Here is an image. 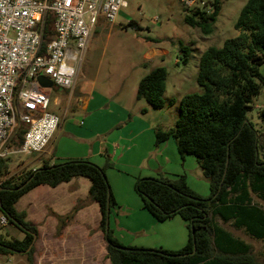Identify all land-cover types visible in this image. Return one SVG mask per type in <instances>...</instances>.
<instances>
[{"label": "rangeland", "instance_id": "rangeland-1", "mask_svg": "<svg viewBox=\"0 0 264 264\" xmlns=\"http://www.w3.org/2000/svg\"><path fill=\"white\" fill-rule=\"evenodd\" d=\"M127 1L128 7L120 13L114 23L104 18L99 19L90 50H87L84 56L85 62L82 67L96 78L94 85L96 92L108 94L107 104L102 107L103 109L92 105L88 112L75 110L77 92L74 91L71 99L70 91L58 89L57 95L50 94V111L59 118L61 125V130L59 128L60 132L52 144L54 147L52 159L55 164L57 159L62 163L68 160H88L104 167L105 159L109 158L107 152L103 151L107 144H110L108 146L116 144L120 147L121 153L126 146L128 147L133 130L135 134L139 133L141 128L144 130L150 127L153 133L158 129L169 131L175 128L182 99L187 95L202 92L197 83L202 54L208 48H220L226 40L238 36L234 25L248 0L223 2L222 11L210 35H204L199 28L187 24L185 18L192 17L195 11L186 10L175 0ZM131 23L132 26H129ZM183 47L186 50H183ZM151 49L156 51L164 49L167 53L161 57L149 53ZM155 68H164L167 71L164 94L166 105L159 110L153 109L145 101L137 102L134 95L135 93L137 95L142 78ZM260 71L264 74V66ZM116 89L119 93L114 92ZM55 97L60 98L58 104L53 103ZM263 111L264 88L253 98L247 113L248 120L264 134V122L258 118ZM149 139L145 133L137 142L140 147L148 148ZM163 145H166V159L170 161L180 159L183 162L173 138ZM157 147L154 135V152ZM99 150L100 155H94ZM141 153L143 149L140 150L139 154ZM137 155L132 157L134 163L132 166L138 168L142 164V169L147 170L148 161L143 162L141 156L137 159ZM34 157L35 154L29 156L13 154L2 159L8 170L3 180L18 178L33 170L31 162ZM185 159L196 161L193 156H186ZM185 164L184 174L190 177L189 180L193 182L195 190L200 180L208 183L209 187V182L200 167L195 170L190 162ZM34 166L40 168L42 163L35 162ZM119 168H123L122 163L120 166L108 164L106 169L110 188L116 202L118 200L117 206L112 208L109 215V226L114 236L124 245L143 246L138 245L140 241L156 235L153 225L165 222L156 221L145 210L149 215L147 218H138L136 223L128 220L129 214L134 212L128 210L127 206L136 207L138 203L142 205V200L135 190L137 178L133 180L127 177L138 176V171L125 168L127 175L122 176ZM197 175L199 177L201 175L202 178ZM71 182L61 184L54 190L47 186L39 187L18 201L17 209L26 212L29 223L39 230L41 236L35 242L31 259L25 255H0V264H111L107 258V244L100 226L99 206L89 198L91 183L85 178H75ZM68 188L69 193L66 192ZM195 193L206 198L209 197L210 190L207 195ZM1 219L5 218L0 213V221ZM221 225L252 245L254 256L264 264V242L248 238L243 232L235 231L231 225L223 223ZM13 229L16 228L7 222L5 225L0 222V238L5 240L14 237L20 240L25 238L24 233ZM172 234L170 230L166 243Z\"/></svg>", "mask_w": 264, "mask_h": 264}, {"label": "trees", "instance_id": "trees-1", "mask_svg": "<svg viewBox=\"0 0 264 264\" xmlns=\"http://www.w3.org/2000/svg\"><path fill=\"white\" fill-rule=\"evenodd\" d=\"M225 1L214 0V12L210 14L194 10L192 17L185 18L186 23L210 35ZM52 20L47 17L43 45L53 38ZM234 28L236 38L202 54L197 77L202 92L182 99L175 128L155 133L156 146L173 138L182 160L186 156L197 160L209 182V197L192 191L184 175L175 179L137 178L135 183L143 210L156 221L180 217L186 222L189 238L184 248L169 251L126 247L114 236L109 225L107 228L111 210L117 206L106 176L108 165L100 167L88 160L55 165L44 162L18 178L3 180L8 170L0 159V213L9 225L25 234L23 240L0 238V255L31 259L34 253L39 233L26 221V213L16 209L22 197L41 186L54 189L75 178H85L91 183L89 198L100 209V226L111 264H258L247 246L234 242L227 234L228 243L221 239L224 233L214 219L234 220L251 235L264 239V214L252 206L249 198L251 189L264 200V134L247 118L253 98L264 88L260 71L264 66V0H248ZM166 81L164 68L153 69L140 81L136 100L145 101L155 110L163 109ZM258 118L264 122V111ZM25 132L26 128H21L14 137L17 148Z\"/></svg>", "mask_w": 264, "mask_h": 264}, {"label": "built area", "instance_id": "built-area-1", "mask_svg": "<svg viewBox=\"0 0 264 264\" xmlns=\"http://www.w3.org/2000/svg\"><path fill=\"white\" fill-rule=\"evenodd\" d=\"M175 1L186 10L214 12V0ZM127 7V0H0V159L47 150L60 127L50 94L61 89L73 97L99 19L114 23ZM49 16L54 35L43 45ZM40 77L53 87H42ZM21 128L26 132L17 148L13 139Z\"/></svg>", "mask_w": 264, "mask_h": 264}, {"label": "crops", "instance_id": "crops-1", "mask_svg": "<svg viewBox=\"0 0 264 264\" xmlns=\"http://www.w3.org/2000/svg\"><path fill=\"white\" fill-rule=\"evenodd\" d=\"M221 11H222V9H221ZM94 33H95V31L92 34L90 44H89V48L91 47V42L93 40ZM89 48H88V51L90 50ZM149 51H150L149 53L158 54L157 56H161V57H163L167 53V51L164 49L161 51H156L155 49H151ZM86 53H85V55H86ZM84 62H85V60H83V63L81 64V66L79 68L78 77H77L76 84H75L73 91H74V93L77 92L75 110H77V111L80 110L82 112H88L89 110H91L92 105L93 106L97 105V107H99V108H102L103 106H105L107 104L106 99H107L108 94H106L104 92H101L99 94L98 92H96V88H94L96 78H93L89 72H86L84 70V68L82 67ZM87 84H90L91 86L89 87V86H87ZM56 91H57V89L53 90V95H57ZM114 92L119 93L118 89H116V91H114ZM74 93H73V95H74ZM112 93H113V91H112ZM134 95H135V100H136V93ZM59 97H55V98L59 101V99H60ZM146 113H147V111H146ZM64 116H65V114H64ZM81 125H83V122H81ZM59 128L61 130V125ZM137 130H139V128ZM152 131H153V129H151L150 127L145 128L144 130L141 128L139 130V133L134 134V130H133L132 131V137L128 141V147L126 146L124 152H121V153H119L120 147L116 146V144H113V146H108L110 144H107L106 149L103 150V151L107 152L108 157H109L108 159H105V166L108 164H111V165L114 164V166L116 164H118L120 166L122 163L123 168H119V171H121L122 176L127 175L125 172V168L126 169H130V168L131 169L132 168L137 169V171H138L137 175L138 176H136V177H134L132 175L127 176V177H131L133 180H135L136 178H159V177H163V178H167V179H175L179 176H183V175L186 176V174H184V166L186 165L185 162H187V163L190 162L191 163L190 165L193 166L192 168L197 170V167H199V164L197 163L196 159H195L196 161H191V159H184L183 162H181L180 159H173L171 161H170V159H166L165 158L166 145L162 144V145L158 146L157 150L154 152V135H155V133H153ZM59 132L60 131L58 130V132L56 133L51 144L47 148V150L45 152H43L42 154H38V155H36V157H34L33 161L31 162V166L33 167V170L38 169L34 166L35 162H41L42 164L44 162H48L51 165L55 164L53 162L54 159H52L54 157L53 156L54 147L52 144H53L55 138L57 137V135L59 134ZM145 133H147L148 137L150 138L148 148L147 147H144V148L140 147V145L137 142L138 138L139 139L142 138ZM151 145H153V146L151 147ZM135 148L137 150H134ZM141 149H143L144 154L143 153L139 154ZM174 149H175V145H174ZM175 151H176V149H175ZM99 153H100V150L98 152H96V154H94V155H100ZM136 154H138L137 159H140L139 157L141 156L143 162L148 161V163L146 164L147 170L142 169V164H140V166L138 168H135L134 166H132L134 164L132 161V157H133V155H136ZM68 161H70V160H68ZM139 162L140 161H138V163ZM56 163L59 164L62 162L58 161V159H57ZM121 169H123V170H121ZM127 177H125V178H127ZM197 177H199V175H197ZM186 178H187L188 186L192 190H194L195 192H198L201 195H203V193H204V195H207L209 193L210 188L208 187V183H205L203 180H200V182H198L199 178H202L201 175L199 178H197L196 182H198L199 186L196 190H195V188H193V185H192L193 182H191L189 180L190 177L188 178V176H186ZM70 183H72V182H70ZM75 183H77V182H75ZM69 188L66 191L67 193H69ZM36 189H38V188H36ZM51 189H53V188H51ZM54 189H56V188H54ZM75 189L76 188H74V190ZM112 194H113V192H112ZM113 196H114V194H113ZM249 198L252 201V206L257 207L259 209V211L264 214V200L259 197V194L253 192V190L250 189L249 190ZM114 199H115V197H114ZM115 202H116V199H115ZM117 202H118V200H117ZM117 202H116V204H117ZM118 204L122 205L121 203H118ZM127 207H128V210L134 212L132 214H129L128 220H133L135 223L137 222L138 218H147V216H149L142 209L141 203H138L136 205V207H132V206H127ZM16 209H17V207H16ZM18 212H21V211L18 210ZM214 220H215L217 227L219 229H221L224 233V237L221 239H223L226 243H228V240H229L228 238L230 237L233 239L234 242L244 244L245 246H247L249 248L250 257L256 263L263 264V263H260L258 261L256 256H254L252 245H250L246 240L242 239L239 236H236L234 233H232L231 231L224 228L221 225V223L226 224V225H231L235 231L243 232L248 238H250L252 240L264 242V239L251 235L248 232V230L246 229V227L237 226V224L234 220L225 221L220 217H216ZM26 221L29 222V216L27 214H26ZM153 226L155 227L154 229L156 231V235H155V237L152 236L149 239L146 238V239L140 241V244H138V245H143V246H135V245H132V246L128 245L127 246V245H124L116 236L115 237L126 247L144 248V249H150V250L164 249V250H169V251H179L186 246V244L188 242V238H189V232L187 229L186 222L183 219H181L180 217H174L173 219L166 221L164 224L153 225ZM13 230H18V229H13ZM170 230H172L173 234H172L171 238L166 243L165 240L168 238L167 234L170 232ZM38 233H39L38 237L40 238L41 235H40L39 230H38ZM20 234H22V233H20ZM225 234L228 235V238H227V236H225ZM15 239H17V238H15ZM37 239H36V242H37ZM18 240H20V239H18Z\"/></svg>", "mask_w": 264, "mask_h": 264}, {"label": "water", "instance_id": "water-1", "mask_svg": "<svg viewBox=\"0 0 264 264\" xmlns=\"http://www.w3.org/2000/svg\"><path fill=\"white\" fill-rule=\"evenodd\" d=\"M131 30V29H130ZM39 83L41 84V86L42 87H44V88H52L53 87V84L50 82V81H48L46 78H44V77H40L39 78ZM108 225H109V219H108V221H107V228H108ZM108 230V229H107Z\"/></svg>", "mask_w": 264, "mask_h": 264}]
</instances>
